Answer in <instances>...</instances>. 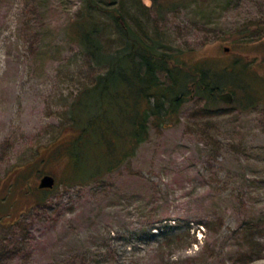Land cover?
I'll list each match as a JSON object with an SVG mask.
<instances>
[{
  "label": "rangeland",
  "instance_id": "374dc122",
  "mask_svg": "<svg viewBox=\"0 0 264 264\" xmlns=\"http://www.w3.org/2000/svg\"><path fill=\"white\" fill-rule=\"evenodd\" d=\"M123 1L187 65L238 58L239 46L224 48L245 23L264 57V0H171L162 13L165 0ZM84 9L85 0H0V264H264V101L207 111L194 96L172 125L150 124L118 169L65 183L54 150L75 94L101 71L72 33ZM255 68L264 74V63ZM45 174L55 184L39 195Z\"/></svg>",
  "mask_w": 264,
  "mask_h": 264
},
{
  "label": "trees",
  "instance_id": "16d2710c",
  "mask_svg": "<svg viewBox=\"0 0 264 264\" xmlns=\"http://www.w3.org/2000/svg\"><path fill=\"white\" fill-rule=\"evenodd\" d=\"M106 1L85 0L87 15L77 17L71 27L81 50L101 71L75 94L68 129L54 150L65 156L66 184L85 183L118 169L148 139L150 124L172 125L184 102L194 96L204 99L207 111L220 108L217 93L225 90L233 94L230 105L236 102L243 110L264 101V74L255 68L264 57L250 50L254 38L248 23L230 35V52L239 46L242 56L221 66L203 59L187 65L162 49L158 37L146 35L147 26L126 11L125 1L116 6L110 5L114 0ZM155 8L159 13L170 10L171 0ZM97 14L118 35L116 48L104 42L106 27ZM24 178L15 177L20 185ZM38 189L39 195L49 190ZM4 212L11 218L9 210Z\"/></svg>",
  "mask_w": 264,
  "mask_h": 264
},
{
  "label": "water",
  "instance_id": "95a60500",
  "mask_svg": "<svg viewBox=\"0 0 264 264\" xmlns=\"http://www.w3.org/2000/svg\"><path fill=\"white\" fill-rule=\"evenodd\" d=\"M224 50L228 51L229 48L225 47ZM217 98L220 101H222L223 103L230 104L233 101V94L230 91L225 90V91H221V92L217 93ZM54 184H55L54 176L49 175V174H45L40 178L37 186L39 188H48L49 189V188H52L54 186Z\"/></svg>",
  "mask_w": 264,
  "mask_h": 264
}]
</instances>
